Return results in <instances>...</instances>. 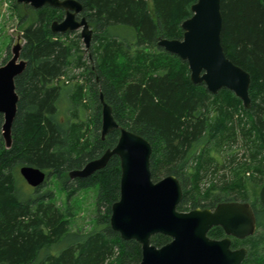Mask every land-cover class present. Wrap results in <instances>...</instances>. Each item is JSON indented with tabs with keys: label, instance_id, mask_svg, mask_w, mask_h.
<instances>
[{
	"label": "trees",
	"instance_id": "obj_1",
	"mask_svg": "<svg viewBox=\"0 0 264 264\" xmlns=\"http://www.w3.org/2000/svg\"><path fill=\"white\" fill-rule=\"evenodd\" d=\"M77 1L93 29L87 49L79 34L51 31V22L64 16L62 8L30 7V15H20L28 21L20 51L26 66L15 78L9 148L0 113V264L139 263L140 244L122 239L109 224L119 197V157L112 155L88 177L68 174L117 142L118 129L101 137L100 92L115 121L151 144L152 179L178 178L179 210L222 201L251 204L256 231L232 237L231 247H246L241 264H264V0H221V45L251 76L248 108L227 88L213 94L204 83H193L187 62L158 45L159 37L182 38L181 24L196 0ZM80 68L83 81L71 73ZM22 165L55 176L68 198L96 186L97 212L104 206V213L91 228L72 229L51 201L53 193L41 192L46 180L26 192L21 188ZM208 234L225 236L219 226ZM167 241L166 235L151 236L156 246Z\"/></svg>",
	"mask_w": 264,
	"mask_h": 264
},
{
	"label": "water",
	"instance_id": "obj_2",
	"mask_svg": "<svg viewBox=\"0 0 264 264\" xmlns=\"http://www.w3.org/2000/svg\"><path fill=\"white\" fill-rule=\"evenodd\" d=\"M37 9L44 5L62 8L61 20L51 22L52 32L80 30L85 48H89L93 29L82 15L77 0H17ZM191 16L183 20L181 39L159 37L158 45L185 60L193 83H204L207 90L217 93L221 88L231 90L245 108L250 106L249 72L234 64L221 45V0H196ZM22 44L12 46L11 57L0 65V113L3 115L1 135L6 148L12 145L11 127L16 115L18 94L15 78L23 72L26 60L21 58ZM101 137L119 130L116 144L99 157L89 160L79 169L69 171L70 178H85L106 166L112 155L120 159L119 197L111 204L109 224L124 240L134 239L141 246L137 264H241L246 247L232 248V237L244 239L257 228L254 209L249 202L222 201L213 208L196 207L187 211L177 208L182 198L178 178L169 174L156 181L151 177L152 146L143 136L120 126L111 106L100 92ZM22 178L32 187L42 185L46 172L22 165ZM219 226L222 238L209 236V230ZM162 234L169 241L161 246L151 243V236ZM127 264V263H126Z\"/></svg>",
	"mask_w": 264,
	"mask_h": 264
},
{
	"label": "rangeland",
	"instance_id": "obj_3",
	"mask_svg": "<svg viewBox=\"0 0 264 264\" xmlns=\"http://www.w3.org/2000/svg\"><path fill=\"white\" fill-rule=\"evenodd\" d=\"M29 4H23L17 0H0V65L4 64L12 55V46L21 39V31L27 25V18L22 23L20 15H30L31 7ZM74 34H79L80 30L73 31ZM72 32V33H73ZM71 35V37L74 36ZM80 44L82 49L85 48L82 38L80 37ZM82 69H74L71 73L75 74L76 79L83 81L85 72L81 74ZM64 104L62 103V106ZM242 150L239 151V156ZM219 175L221 174L218 173ZM21 176V175H20ZM22 177V176H21ZM46 184L41 188V192L48 190L53 193L51 201L55 203L60 209L66 213V218L69 220L72 229L91 228L97 219L99 213H104L105 207L102 206L100 211L97 212V196L98 188L90 186L82 189H77L74 194L69 195L61 187L60 181L53 175L46 177ZM23 179V178H22ZM21 185V188L31 190L33 187L26 183ZM71 183V180H70ZM75 185V184H73Z\"/></svg>",
	"mask_w": 264,
	"mask_h": 264
}]
</instances>
